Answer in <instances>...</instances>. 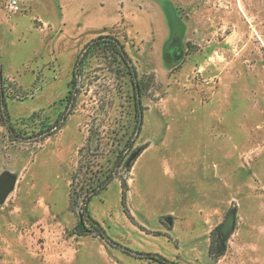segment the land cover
<instances>
[{"label":"rangeland","instance_id":"1","mask_svg":"<svg viewBox=\"0 0 264 264\" xmlns=\"http://www.w3.org/2000/svg\"><path fill=\"white\" fill-rule=\"evenodd\" d=\"M0 69V264H264V0H0Z\"/></svg>","mask_w":264,"mask_h":264},{"label":"trees","instance_id":"2","mask_svg":"<svg viewBox=\"0 0 264 264\" xmlns=\"http://www.w3.org/2000/svg\"><path fill=\"white\" fill-rule=\"evenodd\" d=\"M110 52L115 58L119 59L120 62L123 63V65L125 66V68L127 69V71L125 72L126 74H128L131 78H132V83L134 85V90H135V94H136V98H137V108H138V117H140V121H141V116H142V106H141V97H142V93L144 91V85L142 83L141 80L138 79V72L137 69L133 63V60L131 58V56L129 55L126 45L124 43H122L120 41V39H118L115 36L112 35H99L98 37L92 39L89 43L86 44V46L82 49V51L78 54L77 59L75 61V65H74V69H73V73H72V79L70 81V91L68 93V96L66 98L67 100V105L66 107H73V105L76 102L77 99V95L79 94L80 90H81V85L79 84V78H81V74L83 73V69L85 64L87 63V61L89 60L90 57L94 56L97 52ZM3 85H4V78H3V74L2 71L0 69V105L2 107V115H1V120L4 122V125L7 127L10 135L14 134V127L12 125L11 119H10V115L9 112L7 110L6 107V100H5V96H4V89H3ZM64 116L59 117V119H57L56 124L53 127H50L48 129V131L45 133L46 136H49L51 133V131L59 128V125L61 123V121H63ZM65 120V119H64ZM140 124V122H139ZM138 130H140V127H138ZM126 193H127V185L126 182L123 181V204L126 205ZM93 194H96L93 193ZM91 198V195H88L87 199H86V203L84 204L83 207V211L84 214L87 216V218L91 221V223H93L94 225H97V227L99 226V224L93 220L90 217L89 214V209H88V204L87 202L89 201V199ZM99 228H101L99 226ZM101 236L108 242V243H112V244H116L114 243L104 232V230L101 228ZM118 247L125 249V247L116 244ZM128 250V249H125ZM129 251V250H128ZM157 257L159 258V260H161V262L163 261L166 264H176L173 262L168 261L167 259L157 255Z\"/></svg>","mask_w":264,"mask_h":264},{"label":"water","instance_id":"3","mask_svg":"<svg viewBox=\"0 0 264 264\" xmlns=\"http://www.w3.org/2000/svg\"><path fill=\"white\" fill-rule=\"evenodd\" d=\"M13 186V182L8 177L0 178V203L3 202L8 196ZM234 214L230 213L227 217L226 223L223 225V229H225L224 234H228L233 226H234Z\"/></svg>","mask_w":264,"mask_h":264},{"label":"built area","instance_id":"4","mask_svg":"<svg viewBox=\"0 0 264 264\" xmlns=\"http://www.w3.org/2000/svg\"><path fill=\"white\" fill-rule=\"evenodd\" d=\"M10 8L14 11L17 12L19 10L18 3L17 1H12Z\"/></svg>","mask_w":264,"mask_h":264}]
</instances>
